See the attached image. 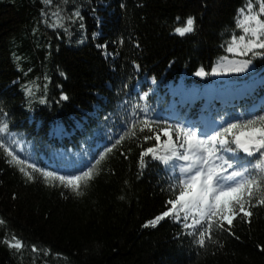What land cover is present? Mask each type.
<instances>
[{
  "label": "trees",
  "instance_id": "16d2710c",
  "mask_svg": "<svg viewBox=\"0 0 264 264\" xmlns=\"http://www.w3.org/2000/svg\"><path fill=\"white\" fill-rule=\"evenodd\" d=\"M248 2L0 0V108L7 113L0 120L7 119L17 133L24 146L23 154L17 148L19 155H66L103 138L101 147H110L127 130L134 106L145 103L151 118L157 104L177 123L233 122L241 125L233 134L251 131L243 127L248 108L240 109L264 103V55L251 57L243 73L195 75L251 56L227 51L232 37L243 34L236 24ZM252 2L255 11L258 0ZM77 10L83 20H69ZM53 12L63 28L51 26ZM189 16L197 19L196 31L181 37L175 28ZM145 92L147 102L140 98ZM154 135L137 129L126 137L80 196L66 190L61 196V187L42 179L27 182L0 150V218L6 221L0 239L15 234L40 250L26 247L18 256L0 244V264H264V206L251 209L250 222L234 219L231 232L215 230L203 247L198 234L188 235L192 229L182 230L172 219L145 226L173 198L171 176L160 162L146 157L147 166L139 167L141 152L156 144Z\"/></svg>",
  "mask_w": 264,
  "mask_h": 264
},
{
  "label": "snow or ice",
  "instance_id": "6c2138e0",
  "mask_svg": "<svg viewBox=\"0 0 264 264\" xmlns=\"http://www.w3.org/2000/svg\"><path fill=\"white\" fill-rule=\"evenodd\" d=\"M64 2L67 3V0ZM44 3L52 5L53 0H44ZM120 6L124 7L123 4ZM239 13L242 18L237 20L236 26L243 34L232 37L227 51L241 57L249 54L251 56L248 59L229 61L226 70L217 66L209 73L201 68L195 73L196 76L207 77L210 74L218 76L228 72L243 73L252 65L251 57L264 55V18H262L264 0H258L255 11L252 0H249ZM53 16L57 19L51 26L63 28L59 13L53 12ZM75 18L83 20L78 10L68 16L69 20ZM179 19L177 17V20ZM45 23L48 21L46 20ZM196 24V17L189 16L184 26L175 28V33L181 37L194 33ZM79 27L83 29L84 24L81 22ZM93 35L95 36L96 33ZM120 42H123L122 39ZM136 46L140 47L139 44ZM98 47L105 48L106 45L101 44ZM135 68L140 70L141 65L135 64ZM61 75L63 76L64 73L61 72ZM153 83H156L155 78ZM124 87L127 85L125 84ZM32 91L31 88H27L29 96L32 95ZM140 98L147 102L148 93L145 92ZM61 99L67 101L69 96L63 94ZM41 102L48 103L47 99ZM0 113L7 116L3 108H0ZM132 117L133 119L128 122L127 130L119 135L110 147H105L102 152L96 154V157H89V161L94 159V163L89 162L81 167H76L75 163L67 164L66 166L74 169L68 174L49 171L46 167L30 162L26 156L22 158L17 148L23 153L24 146L16 139L17 133L11 131L7 119L0 120V150L8 158L6 163L15 165L27 182L42 179L46 185L61 187V196L66 192L80 196L99 175L102 162L126 137H134L137 129L140 132L147 130L154 133L156 144L141 152L139 167L142 171L147 166L146 157L160 162L171 176L168 190L173 198L167 199L166 209L147 221L145 226L155 227L165 218L172 219L178 225H182V230L192 229L188 235L198 234L196 242L201 247L205 245L206 240H213L215 230L231 232L230 226L234 219L241 217L250 222L253 216L251 209L258 205L264 206V114L252 115L244 121L243 127L251 131L239 134H233L234 130L241 127L239 123L229 122L227 125L216 126L204 121L185 120L173 124L165 117L152 119L147 103L143 107L139 104L135 105ZM161 135L166 139L162 141ZM144 139L151 140L153 137L146 135ZM241 153L254 159H246ZM5 224L6 221L0 218V225ZM0 244L15 250L18 256L26 247H30L33 253L40 251L35 244L28 246L15 234L0 239ZM261 251H264V248H261ZM49 252L50 250H46L44 254L47 255Z\"/></svg>",
  "mask_w": 264,
  "mask_h": 264
},
{
  "label": "bare ground",
  "instance_id": "6f19581e",
  "mask_svg": "<svg viewBox=\"0 0 264 264\" xmlns=\"http://www.w3.org/2000/svg\"><path fill=\"white\" fill-rule=\"evenodd\" d=\"M230 111V110H229ZM167 116H169V114H167Z\"/></svg>",
  "mask_w": 264,
  "mask_h": 264
}]
</instances>
